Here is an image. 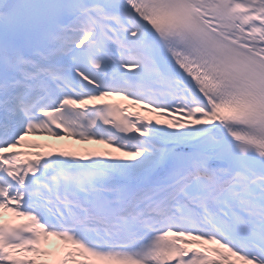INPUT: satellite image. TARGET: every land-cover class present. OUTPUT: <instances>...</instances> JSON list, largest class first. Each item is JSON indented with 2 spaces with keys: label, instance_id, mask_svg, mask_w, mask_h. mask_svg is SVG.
<instances>
[{
  "label": "snow or ice",
  "instance_id": "obj_1",
  "mask_svg": "<svg viewBox=\"0 0 264 264\" xmlns=\"http://www.w3.org/2000/svg\"><path fill=\"white\" fill-rule=\"evenodd\" d=\"M0 264H264V0H0Z\"/></svg>",
  "mask_w": 264,
  "mask_h": 264
}]
</instances>
